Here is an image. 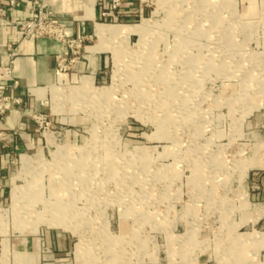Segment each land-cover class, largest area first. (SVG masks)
I'll return each mask as SVG.
<instances>
[{
	"label": "rangeland",
	"instance_id": "374dc122",
	"mask_svg": "<svg viewBox=\"0 0 264 264\" xmlns=\"http://www.w3.org/2000/svg\"><path fill=\"white\" fill-rule=\"evenodd\" d=\"M140 1L10 155L0 264H264V0Z\"/></svg>",
	"mask_w": 264,
	"mask_h": 264
},
{
	"label": "crops",
	"instance_id": "0c3cea01",
	"mask_svg": "<svg viewBox=\"0 0 264 264\" xmlns=\"http://www.w3.org/2000/svg\"><path fill=\"white\" fill-rule=\"evenodd\" d=\"M8 0H0V8L6 9L7 21H0V59L8 48H14L12 77L4 82L14 88H6L5 94L20 99L18 107H11L4 122H0V186L5 187L8 178L10 155L38 152V126L34 115L48 112V96L54 87L66 82H74L76 74L85 73L86 61L78 60L73 67L75 73H60L57 63L67 51L51 39L23 40L16 24L26 20L29 15V0H20L14 8L7 5ZM49 7L57 14L70 15L74 20L75 37L95 35L96 24H101L100 10L94 0H46ZM122 10L127 14L134 10L130 4H124ZM107 25V24H101ZM96 36V35H95ZM102 53L98 68H103ZM99 75V74H98ZM83 77L79 79L83 87ZM87 79V78H86ZM77 88V87H76ZM65 250L64 240L58 243ZM23 256V255H22ZM24 260L26 256L24 255Z\"/></svg>",
	"mask_w": 264,
	"mask_h": 264
},
{
	"label": "built area",
	"instance_id": "2783aa9c",
	"mask_svg": "<svg viewBox=\"0 0 264 264\" xmlns=\"http://www.w3.org/2000/svg\"><path fill=\"white\" fill-rule=\"evenodd\" d=\"M20 0H8L7 5L14 8ZM95 7L100 10V17L104 23L129 22L139 18L142 14L140 0H94ZM130 4L134 9L127 14L122 10L124 4ZM28 18L18 24L22 39H51L61 46L62 51L67 55L60 56L57 69L59 72L69 71L78 60H88L84 54L87 53V46L84 45L89 37H75L73 34L74 20L70 15L57 14L49 7L46 0H29ZM0 21H7L6 9L0 8ZM14 48L9 47L7 52L0 59V122H4L11 107H18L20 99L5 94L6 88H14L16 83L5 85L4 82L12 77ZM43 116L34 115L33 120L38 128L41 127Z\"/></svg>",
	"mask_w": 264,
	"mask_h": 264
},
{
	"label": "bare ground",
	"instance_id": "6f19581e",
	"mask_svg": "<svg viewBox=\"0 0 264 264\" xmlns=\"http://www.w3.org/2000/svg\"><path fill=\"white\" fill-rule=\"evenodd\" d=\"M147 28V25L144 24L141 27H135L133 30L131 29H127V31L129 32H134V33H142L145 29ZM125 28L122 27H113V26H109V25H101V24H96L95 26V35L97 36V38H104V37H110V36H115L118 35L120 31H122ZM83 84L84 86L86 85V83L88 82L86 79H83ZM81 87V89L84 88ZM77 90V89H76ZM79 90V89H78ZM27 162L24 160V164L25 165ZM21 194V191L19 190H14L12 197H14V199Z\"/></svg>",
	"mask_w": 264,
	"mask_h": 264
}]
</instances>
